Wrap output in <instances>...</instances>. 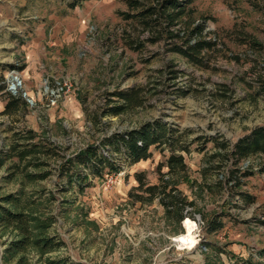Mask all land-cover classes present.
<instances>
[{"label": "rangeland", "instance_id": "rangeland-1", "mask_svg": "<svg viewBox=\"0 0 264 264\" xmlns=\"http://www.w3.org/2000/svg\"><path fill=\"white\" fill-rule=\"evenodd\" d=\"M11 1L8 8L0 3V76L5 92L24 101L25 109L1 115L5 101L0 98V151L10 145L12 133L24 130L72 155L104 134L155 119L189 130L190 139L213 137L230 144L264 125V96H255L256 81L264 79V0L194 2L195 16L205 18L207 30L226 45L206 69L166 52L161 44H146L141 52L125 46L127 24L117 15L126 9L122 0H91L73 10L62 0ZM242 33L262 48L240 43ZM171 70L177 72L175 79ZM127 91H137L142 105L117 117L100 116L109 101L118 103L113 95ZM199 142L184 155L187 173L180 184L195 204L194 210L187 209L193 217L188 218L191 233L189 222L168 221L157 201L141 204L128 196L137 185L134 173L144 172L149 184L157 182L166 152L151 149L150 159L95 179L80 194L59 192L55 161L50 162L52 175L38 182L7 179L6 167L0 168V197L23 194L27 211L55 218L49 233L64 243L45 255L29 248L23 264L56 257L81 264H241L247 259L264 264V175L249 178L244 188L256 197L255 204L229 207L204 187L217 176L202 177L212 144L202 152ZM221 211L230 217L223 219L221 230L208 233L206 220ZM13 237L8 230L0 232V264H18L3 258Z\"/></svg>", "mask_w": 264, "mask_h": 264}, {"label": "trees", "instance_id": "trees-1", "mask_svg": "<svg viewBox=\"0 0 264 264\" xmlns=\"http://www.w3.org/2000/svg\"><path fill=\"white\" fill-rule=\"evenodd\" d=\"M62 1H65L68 9L73 10L91 0ZM196 1L122 0L126 9L118 11L117 15L127 24L123 30V44L134 52H141L146 44H161L166 52L184 58L193 66L208 68L213 54L220 53L226 45L218 34L207 30L205 18L195 16L193 4ZM238 39L253 49L262 48L246 33H242ZM170 73L171 78L175 79L177 72L171 70ZM256 82L255 96H264V79L260 77ZM5 88L0 76V98L5 101L1 115L24 110L25 102L6 93ZM113 96L118 98V103L109 105L112 103L109 101L101 109V117H117L142 105V98L137 91L118 92ZM93 120L98 121L99 117ZM189 134V130L172 127L161 119H155L124 132L104 134L98 142L66 155L61 152L63 149L47 139H39L32 130H24L12 133L10 145L0 151V168L6 167L7 179L20 176L28 182H38L52 175L50 162L55 161L54 173L59 180L56 183L59 192L80 194L91 187L95 179L116 176L125 167L150 159L151 149L166 152L165 163L157 167V182L149 184L144 172L134 173L137 185L131 188L128 196L141 204L157 201L168 221L176 225L184 221V226L189 222L187 226L193 228L192 221L188 219L193 220V217L187 209L194 210L195 204L188 200L180 184L186 180L187 173L184 155L190 154L192 144L200 141L198 151L203 152L208 143L212 144V153L204 159L206 164L200 173L204 179L217 176L210 184L204 183L205 189L221 195L223 203L235 209L255 204L256 197L244 188L249 178L264 175V125L249 129L232 144L213 137L190 139ZM22 196L18 192L0 197V232L8 230L14 235L5 245L3 258L7 262L17 259L18 264H23V256L29 248L45 255L59 251L64 245L57 235L49 233L55 218L47 216L41 219L31 214ZM229 217L228 212L221 211L219 215L209 218L206 220V231L218 232L224 227L223 219ZM44 264L81 263L68 257H56L46 259ZM241 264L254 263L252 259H247Z\"/></svg>", "mask_w": 264, "mask_h": 264}, {"label": "crops", "instance_id": "crops-1", "mask_svg": "<svg viewBox=\"0 0 264 264\" xmlns=\"http://www.w3.org/2000/svg\"><path fill=\"white\" fill-rule=\"evenodd\" d=\"M11 0H0V3H6V4H4V8H8V6H9V4H11ZM3 10L4 9H2V4L0 5V17L2 16V14H3ZM0 73H1V68H0Z\"/></svg>", "mask_w": 264, "mask_h": 264}, {"label": "bare ground", "instance_id": "bare-ground-1", "mask_svg": "<svg viewBox=\"0 0 264 264\" xmlns=\"http://www.w3.org/2000/svg\"><path fill=\"white\" fill-rule=\"evenodd\" d=\"M188 231L190 233L192 232V228L190 226H188ZM194 245H195V242L192 240L189 246L193 247Z\"/></svg>", "mask_w": 264, "mask_h": 264}, {"label": "built area", "instance_id": "built-area-1", "mask_svg": "<svg viewBox=\"0 0 264 264\" xmlns=\"http://www.w3.org/2000/svg\"><path fill=\"white\" fill-rule=\"evenodd\" d=\"M7 90L11 92V89H10V87H9V88L7 87Z\"/></svg>", "mask_w": 264, "mask_h": 264}]
</instances>
